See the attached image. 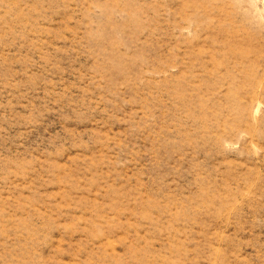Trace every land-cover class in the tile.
<instances>
[{
  "label": "rangeland",
  "instance_id": "374dc122",
  "mask_svg": "<svg viewBox=\"0 0 264 264\" xmlns=\"http://www.w3.org/2000/svg\"><path fill=\"white\" fill-rule=\"evenodd\" d=\"M0 264H264V0H0Z\"/></svg>",
  "mask_w": 264,
  "mask_h": 264
}]
</instances>
